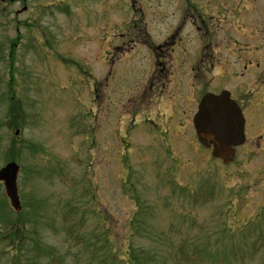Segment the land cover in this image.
Masks as SVG:
<instances>
[{"label": "rangeland", "instance_id": "1", "mask_svg": "<svg viewBox=\"0 0 264 264\" xmlns=\"http://www.w3.org/2000/svg\"><path fill=\"white\" fill-rule=\"evenodd\" d=\"M208 1L0 0V170L21 167L23 206L0 183V264H264V142L249 153L251 135L225 165L179 112L191 14L221 20V0ZM241 14H264V0ZM177 30L172 67L150 87ZM18 219L50 253L28 239L13 250Z\"/></svg>", "mask_w": 264, "mask_h": 264}, {"label": "flooded vegetation", "instance_id": "2", "mask_svg": "<svg viewBox=\"0 0 264 264\" xmlns=\"http://www.w3.org/2000/svg\"><path fill=\"white\" fill-rule=\"evenodd\" d=\"M9 1L10 3L15 2V0ZM231 1L221 0L218 13L222 16L220 17L221 20L215 24H208L206 19L199 13H196L195 16L191 14L192 24L187 32V39L190 43L187 50L189 61L184 74L187 76L186 81L190 79L192 83L188 82L190 86L186 83L188 85L187 94L184 92L183 96L179 94L182 96V107L179 112L185 110H182L183 107L187 108L190 111L187 115V122H189V115L192 113L191 121L193 124V113L195 108L198 110L199 103L204 95H219L221 92L228 90L243 112L246 142L251 135L254 139L248 152L255 153V151L262 149L260 146L264 141V14L258 17L242 15L241 9L249 0H234L235 3L232 9L229 4ZM207 3L210 4L211 1L209 0ZM232 16L234 19H231ZM210 19H214V17L211 16ZM179 30L181 31L182 28H179ZM179 30L163 45L156 48V64L160 60L159 65L162 66V73L166 74L167 65L171 64L172 67L174 61L173 47H175L176 42L180 41L176 37ZM221 34L223 35L218 39L217 36ZM238 35H241L243 40ZM168 54L172 56V61ZM215 71L217 72L214 73ZM247 73L248 75L251 74L252 79L250 81L245 79ZM210 74H213L211 81L204 89H201L197 97L192 99L193 94L191 95V93L195 92L194 84L200 82V79L202 82L205 81ZM217 78L229 81L230 86L210 91L208 89L209 85ZM241 79L243 81L238 82ZM170 82L171 78L169 84ZM169 84L164 83L161 85L163 91L166 90ZM252 85L254 86L252 87ZM188 91H190L189 94ZM160 98H162V95ZM155 99H158V97ZM167 102L172 107L173 104L169 98ZM184 104L188 105L184 106ZM250 130L254 133H250ZM247 131L249 136H247ZM239 148L236 149V155Z\"/></svg>", "mask_w": 264, "mask_h": 264}, {"label": "water", "instance_id": "3", "mask_svg": "<svg viewBox=\"0 0 264 264\" xmlns=\"http://www.w3.org/2000/svg\"><path fill=\"white\" fill-rule=\"evenodd\" d=\"M195 129L199 141L206 147H211V141L216 144L213 156L223 160L225 164L233 161L235 146L245 140V120L241 109L230 97L227 91L219 96L206 95L194 118ZM20 167L15 162L8 163L0 170V182L5 186L6 194L16 211L22 208L17 178Z\"/></svg>", "mask_w": 264, "mask_h": 264}, {"label": "trees", "instance_id": "4", "mask_svg": "<svg viewBox=\"0 0 264 264\" xmlns=\"http://www.w3.org/2000/svg\"><path fill=\"white\" fill-rule=\"evenodd\" d=\"M18 220H20V219H18ZM12 222H13L12 224H15V227H17V229H18L16 231V233H12V234L9 235V237L13 236L11 240H15L16 239V241L9 242L10 246H15L14 244L16 242V246L13 248V250H16L18 248V244H21V243H23L24 241H26L28 239V240H31V241L33 240V248H36L39 251L40 254H43L44 251L50 253V248L48 246H46L45 244L37 241L36 238L34 237L35 234H29L27 236V234L29 232L27 233V231L21 229V226L24 225L22 220H20V221L14 220ZM24 233H27V234L23 235ZM73 236H74V238H76L75 235H73ZM127 255L129 256L130 262H132V259L134 261L135 253H134V250L132 248L129 250ZM17 258H18V260L17 261L16 260L12 261L11 264H20L19 261H22V260L24 261V262H22L23 264H33V263L36 262V260L30 261V260H27V259H23L22 257H17ZM37 259H38V262H39L41 258H37ZM136 262L139 264L138 261H136ZM40 264H41V262H40Z\"/></svg>", "mask_w": 264, "mask_h": 264}]
</instances>
